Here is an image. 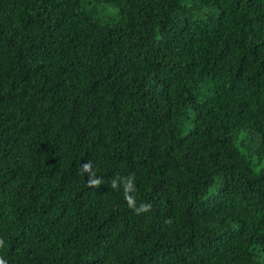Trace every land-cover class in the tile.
<instances>
[{"label":"trees","instance_id":"trees-1","mask_svg":"<svg viewBox=\"0 0 264 264\" xmlns=\"http://www.w3.org/2000/svg\"><path fill=\"white\" fill-rule=\"evenodd\" d=\"M0 260L264 264V0H0Z\"/></svg>","mask_w":264,"mask_h":264},{"label":"clouds","instance_id":"clouds-1","mask_svg":"<svg viewBox=\"0 0 264 264\" xmlns=\"http://www.w3.org/2000/svg\"><path fill=\"white\" fill-rule=\"evenodd\" d=\"M88 167H89L88 165H85V166H84L85 170H87ZM90 183H91L92 185H99V184L101 183V181H100V180H91ZM112 187H113V188H116V187H117V184H116L115 181H113V183H112ZM131 187H132V181H131V178H129L128 183H127L126 186H125L126 191L130 190ZM126 199L128 200L129 205L132 206L133 203H134L133 199H132L131 197H127V196H126ZM147 208H148V206H146V205H141L139 208H134V211H136L137 214H139L140 211H147ZM0 264H4V261H3V260H0Z\"/></svg>","mask_w":264,"mask_h":264}]
</instances>
